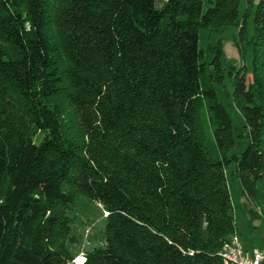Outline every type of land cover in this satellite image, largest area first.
Instances as JSON below:
<instances>
[{
  "label": "trees",
  "instance_id": "obj_1",
  "mask_svg": "<svg viewBox=\"0 0 264 264\" xmlns=\"http://www.w3.org/2000/svg\"><path fill=\"white\" fill-rule=\"evenodd\" d=\"M204 1L0 0V264H224L232 164L264 221V0ZM226 25L252 53L230 72L249 137L233 154L244 133L200 46ZM76 193L106 213L78 262L62 209Z\"/></svg>",
  "mask_w": 264,
  "mask_h": 264
},
{
  "label": "rangeland",
  "instance_id": "obj_2",
  "mask_svg": "<svg viewBox=\"0 0 264 264\" xmlns=\"http://www.w3.org/2000/svg\"><path fill=\"white\" fill-rule=\"evenodd\" d=\"M162 1L158 0L159 6H161ZM209 4L210 0H205L204 8H207ZM246 5V0H243L240 5L241 14L245 12ZM248 30L249 34L253 31V8L249 14ZM200 46L204 50V60L208 71L207 85H212L216 89L219 99L231 112L234 118L235 133H244L243 136L236 138V143L230 151V154L240 153L248 145L249 137L245 134L243 114L233 99V76L230 72L234 70L241 71L243 66H246L250 71L252 53L246 46L239 44L237 25H226L216 29L202 28L200 30ZM219 49L223 54L220 56V70H216L215 55ZM218 77L221 78L220 82ZM64 118L73 131L77 129V116L71 109L68 114H65ZM201 121L200 133L202 136L207 137L209 134L208 127L205 125L204 120ZM233 169L234 164L228 168L227 173L238 233L245 247L262 248L264 246V221L258 217L261 215L260 210L251 203L244 205L243 188L239 179L232 175ZM6 186L7 182L3 180L0 183V195H2ZM75 195L76 200L73 203L62 207L69 226L68 236L65 240L69 244L70 250L77 254L76 259L82 261L84 252L93 246L102 245V232L106 225V213L98 201L81 193ZM247 211L250 216H253L251 217L253 218L252 221Z\"/></svg>",
  "mask_w": 264,
  "mask_h": 264
},
{
  "label": "built area",
  "instance_id": "obj_3",
  "mask_svg": "<svg viewBox=\"0 0 264 264\" xmlns=\"http://www.w3.org/2000/svg\"><path fill=\"white\" fill-rule=\"evenodd\" d=\"M221 254L224 264H264V246L246 248L238 233L224 242Z\"/></svg>",
  "mask_w": 264,
  "mask_h": 264
},
{
  "label": "crops",
  "instance_id": "obj_4",
  "mask_svg": "<svg viewBox=\"0 0 264 264\" xmlns=\"http://www.w3.org/2000/svg\"><path fill=\"white\" fill-rule=\"evenodd\" d=\"M243 244H244V243H243ZM246 248H250V247L246 246Z\"/></svg>",
  "mask_w": 264,
  "mask_h": 264
}]
</instances>
